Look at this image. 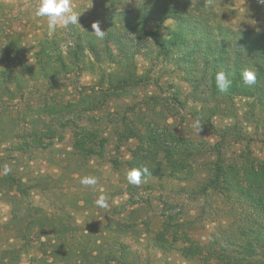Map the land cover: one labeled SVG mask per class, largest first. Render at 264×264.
I'll return each mask as SVG.
<instances>
[{
    "label": "rangeland",
    "instance_id": "1",
    "mask_svg": "<svg viewBox=\"0 0 264 264\" xmlns=\"http://www.w3.org/2000/svg\"><path fill=\"white\" fill-rule=\"evenodd\" d=\"M219 1L217 10L225 13L223 22L231 29L264 31V4L258 0ZM114 2L115 10L128 11L144 0H71L73 11L80 14L78 24L63 27L58 21L56 30L51 31L47 18L34 15L39 0H0V69L6 64L18 70L21 62L33 63L39 42L47 39L59 40L60 49L65 51L76 34L92 31L93 23L98 22L105 31L102 13ZM17 36L20 46L14 44L16 40L12 42ZM135 65L140 82L114 95L97 86V72L75 70L62 77L63 85L53 90L42 79L31 80L25 93L31 92L21 99L18 92H14L13 100L7 94L0 98V157L4 165L25 184L39 185L29 194L33 205L64 218L66 224L72 223L75 230L61 234L62 244L78 238L82 243V247L70 244L69 249L49 257L34 252L36 258H32V249L18 252V236L14 227L7 225L12 217L8 201L14 191L9 196L0 193V256L11 249L17 251L5 264H108L104 256L120 243L143 264H264L263 260L243 259L235 252H230L229 258L208 254V249H219L249 210L228 192L222 196L213 191L200 194L215 163H221L228 173L230 167L235 169L231 178L235 176L239 188H247L258 179L264 186V115L252 118L256 109L250 99L210 98L203 87L194 91L184 68L176 62L139 54ZM102 68L106 73L119 70L114 66ZM46 104L72 106L60 119L66 125L52 120L60 134L45 139V149L36 146L32 151L20 150V134H28L35 126L44 128V122L51 119L41 115ZM213 106L217 107L210 116L206 111ZM197 119L202 125L198 133L194 127ZM123 121L140 133L150 129L166 141L175 151L174 158L183 159L179 170L173 174L165 168L166 176L142 179L139 185L128 183L136 142L116 140ZM76 125L98 127L105 141L96 150L82 154L73 147ZM166 164L163 160L162 165ZM83 177H95L96 185L82 186ZM100 196L106 197L108 207L96 205ZM165 220L174 226L170 231L163 230ZM157 239L165 250L153 246ZM51 250L55 249L50 243L46 252ZM84 251L92 256L81 261Z\"/></svg>",
    "mask_w": 264,
    "mask_h": 264
},
{
    "label": "trees",
    "instance_id": "2",
    "mask_svg": "<svg viewBox=\"0 0 264 264\" xmlns=\"http://www.w3.org/2000/svg\"><path fill=\"white\" fill-rule=\"evenodd\" d=\"M218 1L144 0L128 11L115 10L117 3L114 2L102 13L105 22L103 38L97 37L92 31H83L76 34L74 41L67 45L65 51L60 49L59 40L47 39L39 42L33 63L21 62L18 70L3 65L5 68L0 69V98L7 94L8 99L13 100L14 92H18V98L21 99L24 94L31 92L28 90L25 93L31 80L42 79L49 85L48 89L53 90L63 85L62 77L66 78L75 70L97 72L99 74L97 86L110 95L118 94L140 82L134 72L135 57L139 54H148L156 59L176 62L182 66L186 80L194 91H199V88L203 87L210 98L219 97L229 101L236 96L252 100L251 107L256 109L252 118L259 119L260 115H264V31L253 28H240L234 31L223 22L225 13L217 10L220 6V3L219 6L216 5ZM166 22L171 23L168 28L164 26ZM151 25H156V28L149 29ZM19 38L17 36L12 41L16 40L14 43L16 46L21 44L17 41ZM1 63L2 60L0 65ZM104 66L107 68L114 66L119 70L116 73H106L107 71L102 68ZM245 70H251L256 75V84L251 88L240 84V75ZM221 71L228 73L233 80L232 87L226 93L219 92L215 87V74ZM105 93L102 95L108 96V93ZM69 107L72 106L58 107L46 104L41 109V115L47 114L51 119L47 123L44 122V128L38 129L35 126L29 128L28 134L23 135L22 132L20 134L22 144L20 143L18 148L32 151L37 149L36 146H40L45 149V139L52 140L54 136L60 134L56 125L52 126L50 122L56 119L60 121L59 125L64 127L66 123L62 125L63 120L60 119ZM216 107H210L206 112L210 111L212 116ZM22 120L25 121V117ZM121 125V130L116 133V140L121 141L120 143L129 140L136 142L135 148L131 151L133 164L130 170L148 169L149 174L142 176L141 180L162 177L166 174L165 168H169L173 174L179 170L178 164L183 159L177 161L174 158V149L168 147L167 142L161 140L154 131L146 129L140 133L129 127L125 121ZM99 132L98 127L88 129L76 125L73 130L75 137L73 147L84 155L86 152L96 150V147L105 141ZM163 160L166 165H162ZM3 165V159L0 157V169ZM226 169L221 163H215L213 173L201 187L200 194L206 195L207 192L213 191L222 196L228 192V195H235L240 199L249 213L242 219V224L231 229L229 237L222 240L219 249H208V254L229 258L228 254L235 252L246 260L264 261V186L258 179L257 182L247 185V188H239L237 182H234L235 176L231 178L235 169L230 167L229 173ZM38 188L37 183L25 184L11 172L7 176L0 174V193L9 196L11 191H14L8 201L12 206V217L7 225L14 227V234L18 236L17 251L23 250L28 253L32 249V258H36L34 252L49 257L69 249L72 245L82 247L79 238L70 239L72 245L68 242L62 244L61 234L75 230L72 223L66 224L64 218L31 203L30 191ZM162 227L163 230L169 231L174 228L170 227L168 220L163 221ZM50 243L55 250L47 253ZM153 244L160 250L166 249L160 239ZM232 246L235 248H231ZM17 251L11 249L3 252L0 256L1 264H5L6 260L8 262L13 260ZM197 251L200 253L201 249L198 247ZM90 256H92L90 252L84 251L80 260H89ZM104 258L108 264H143L138 256L131 254L121 243L115 251H108ZM76 260L78 261L77 258Z\"/></svg>",
    "mask_w": 264,
    "mask_h": 264
},
{
    "label": "clouds",
    "instance_id": "3",
    "mask_svg": "<svg viewBox=\"0 0 264 264\" xmlns=\"http://www.w3.org/2000/svg\"><path fill=\"white\" fill-rule=\"evenodd\" d=\"M259 3L264 4V0H258ZM34 15L37 18H47L48 27L51 31L56 30V24L59 23L63 27H68L69 25L78 24V18L80 14L73 11L71 6V0H39L38 6L35 8ZM92 33L97 37L103 38L104 31L101 30L98 22L91 25ZM215 87L221 93H226L233 85V80L231 76L226 72H218L215 74L214 78ZM240 84L243 87L251 88L256 84V75L251 70H245L240 75ZM194 127L197 133L202 130V125L197 119L194 121ZM12 169L7 165H3L0 169V174L7 176ZM149 174L147 168H135L128 172L127 182L133 185H139L142 180V176ZM82 186H94L97 183L95 177H83L80 180ZM96 205L101 208L108 207L106 197L100 196L96 201Z\"/></svg>",
    "mask_w": 264,
    "mask_h": 264
}]
</instances>
